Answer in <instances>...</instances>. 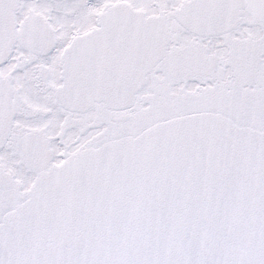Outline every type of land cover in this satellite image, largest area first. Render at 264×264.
<instances>
[{
    "label": "snow or ice",
    "instance_id": "1",
    "mask_svg": "<svg viewBox=\"0 0 264 264\" xmlns=\"http://www.w3.org/2000/svg\"><path fill=\"white\" fill-rule=\"evenodd\" d=\"M0 264H264V0H0Z\"/></svg>",
    "mask_w": 264,
    "mask_h": 264
}]
</instances>
